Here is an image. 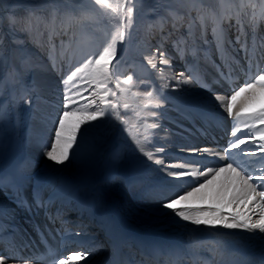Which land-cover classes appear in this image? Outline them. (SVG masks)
<instances>
[{"label":"snow or ice","instance_id":"6c2138e0","mask_svg":"<svg viewBox=\"0 0 264 264\" xmlns=\"http://www.w3.org/2000/svg\"><path fill=\"white\" fill-rule=\"evenodd\" d=\"M141 2L142 0H87V3H82L81 0H68L67 6L71 8L72 13L78 14H70L69 20H76L82 25H94L97 18L102 17L106 24L101 34L94 32L86 36L79 54L67 58L66 67V49H61L59 57L55 48L50 53L52 68L60 72V84L63 85L64 91L62 108L52 117L50 135L45 142L44 158L52 162L53 166L66 167L78 156L93 153L95 141L101 135L105 122L115 120L145 161L157 166L154 171L163 173L147 185V196L154 199L160 209L167 210L177 223L184 222L182 226L189 230V237L209 229L217 232L221 229L229 230L224 233L229 236L256 230L264 233V104L255 107L264 101V37L253 34L250 46L243 25L240 26L234 41L227 40L220 29L221 21L230 19L233 12L237 17L241 15L245 0H241L239 10L231 9L225 15L211 17L216 24V51L222 59L217 63L211 59L210 54L206 53V57L211 59L217 79L212 82L203 79L185 60L183 40H178L173 43V47L176 49V55L185 60L184 70L173 76L175 85L165 81L159 86L151 80L147 83L138 82L139 78L134 71L123 78L122 73L117 71L123 59L120 54L131 39L135 27L134 12ZM258 20H264V4L253 12L250 23L254 29ZM10 21L15 24L14 17L10 18ZM165 39L166 37L161 35L160 45L151 55L144 57L147 65L160 73L166 69L172 70L175 59L164 48ZM229 48L232 51L231 62L226 59ZM239 53H243L242 59L246 61V67L241 66V60L237 59ZM195 55L193 50V56ZM157 56L159 66L156 62ZM4 63L5 58L0 56V73ZM237 69L243 73L242 77ZM9 75L11 105H18L22 101L31 107L34 113L40 114L42 97L35 82L31 86L24 84L20 72L16 69ZM192 82L200 84L205 91L210 92L213 103L209 105L207 101L196 97L176 98V111L185 118L198 117L208 124L222 118L221 113L216 111L218 107L221 112H226L233 122L230 138L222 150L190 147L187 149L188 157L178 162H167V150L163 146H155L158 131L162 127L159 118L163 115L165 106L173 102L165 90L171 87L175 91ZM216 83L225 86L222 92L213 90ZM3 88L4 80L0 76V91ZM133 88L140 90L145 101L138 107V110L144 113L142 132L134 131L133 126L125 119L128 113L120 111L122 99H126ZM131 96L135 98L137 93L131 92ZM123 107L127 109L129 105L124 103ZM8 108V104L0 103V129L9 118ZM150 117L153 122L148 123ZM40 118L42 121L47 120L43 114ZM209 157L218 159L209 160ZM31 164V157H26L12 171L6 172L0 168V192L6 195L11 192L13 203L29 212L32 211L33 203L27 200L23 192L26 182L30 179L28 171ZM141 182L140 179L134 181ZM32 199L38 209L50 207V204L40 197L39 189H34ZM5 217L14 220V212L0 206V233L5 231ZM71 235L79 237L84 233L65 230V237ZM66 243L70 241L66 240ZM157 247L161 252L167 247L175 254L182 246ZM85 248L87 250H84ZM94 254L92 246L82 243L81 250L56 259L54 264H79L80 261L90 264L89 258ZM48 255L55 256L56 253L49 248ZM12 259L30 264V261L38 259V255L23 257L12 252L11 248L9 253L0 252V264H8ZM109 264L116 262L110 261ZM172 264L177 262L172 261ZM259 264H264V255H261Z\"/></svg>","mask_w":264,"mask_h":264},{"label":"rangeland","instance_id":"374dc122","mask_svg":"<svg viewBox=\"0 0 264 264\" xmlns=\"http://www.w3.org/2000/svg\"><path fill=\"white\" fill-rule=\"evenodd\" d=\"M81 2L87 3V0H81ZM224 3L226 5L224 4L221 7L223 9L222 12L220 11L221 16L227 14L231 9L239 10L241 8V0H226ZM67 4L68 0H0V56L5 58L2 73H0L4 80V88L0 91V103L9 105V118L4 123L3 128L0 129V168H3L6 172L17 168L26 158L27 143L25 139L28 132V120L33 114V109L22 101L18 105H11L12 89L9 86V74L13 69H16L20 72L24 84L31 86L35 82V85L40 89L41 103L48 105L54 102L46 92H42L46 90L49 93L58 90V98L62 100L64 89L63 85L60 84L61 75L59 71H55L52 68L50 61V53L53 47L58 46L59 48L61 44L68 43V55H71L69 58H72L79 54V49L83 46L86 36H90L94 32L99 35L101 30L105 29L106 21L102 17H98L94 25H82L76 20H69L68 16L70 14H78L72 13L71 8ZM262 4H264V0H251L250 3L245 0L243 12H246V15L242 12L237 17L233 12L230 19L221 21L220 29L223 31L224 28L226 32L223 31L224 36L226 37L227 35L228 40L234 41L240 26L243 25L249 45H251L253 34L264 37V20H258L255 29L250 23L253 12L259 9ZM50 8L55 11L62 27L58 28L53 38L46 35L43 40L44 43L37 44L38 42L32 41L34 28L43 21L45 10ZM214 8L219 10V7L213 6V2L210 0H187L186 3L182 0H142L134 12L135 27L132 31V37L125 45L123 53L120 54L123 59L117 71L122 73L121 78L134 71L139 78L138 82L147 83L151 80L158 86L156 75L159 72L151 69L144 57L151 55L153 50L161 43V36L158 34L159 30L155 28V21L157 19L161 20L165 12L180 15L174 29L171 28L173 26L169 21H167L166 25L162 24V27L166 28V30L170 29L168 32L163 30L165 34L163 36L166 37L163 44L168 54L174 50L173 43L178 40H183V44L189 49L200 48L198 53L202 47L208 50L215 44L214 29L216 24L211 17H219L216 15L218 10L215 12ZM12 17L15 18V24L10 21ZM142 35L146 37L150 45L142 46L139 44ZM205 40H207V43H205ZM230 51L231 48L228 50V56L232 55V51ZM241 54L243 57V53ZM202 56L203 53H200L198 58ZM194 57L197 59L196 56L185 53V60H189L191 65L194 64ZM242 57L237 55V59H240L241 64H243L241 66H246V61ZM156 62L159 66L158 56ZM64 64L66 67V62ZM40 71L49 78V82L46 83V89L40 86L41 81L38 83L36 80V75L43 76L38 73ZM237 71L241 74L239 69ZM171 73L175 74L173 69ZM18 89L19 85H17V93ZM131 92H136L137 96L133 98ZM131 92L126 99H122L120 111L128 113L125 119L128 120L130 126H133L134 131L142 132L143 124L145 123L142 119L144 113L139 111L138 107L145 101L140 90L133 88ZM124 103L129 105L127 109L123 107ZM262 104L264 103H261V105L256 104V107L258 108ZM60 108H62V103ZM163 111L172 113L173 115L170 117L174 122H182L184 120V117L171 107ZM159 119L160 121H169L165 115H162ZM150 121H152L151 117L147 122L149 123ZM101 132V135L95 141L94 152L78 156L71 163H68L66 167L55 170L54 168H48L44 162L38 161L36 169L33 170L34 172L28 173L30 179L25 184L26 191L29 194H33L35 187L40 188L39 191H41L46 184L52 181L69 185L76 180L82 179L89 182L90 188L87 192L90 193L111 173V176L126 178L127 181L125 180V183L129 190L131 189L130 193L133 192L131 194H133L134 199L138 203L143 204L147 185L156 179L154 176L159 177L161 174L159 171H154L157 166L150 161H145L141 154L135 150V144L130 139H127V134L121 131L120 124L115 120L106 121ZM156 143V147L163 146L166 149L159 133L157 134ZM19 149L22 150L20 151ZM125 166L128 167V171L121 173L122 168ZM34 174L41 175L40 179L45 181L43 180L36 184L34 177H32V175L35 176ZM137 179H140L142 183H134ZM86 185L87 182H85ZM89 193L87 194L89 195ZM6 198L9 203L12 201L8 196ZM76 204V202H71L72 207H76ZM18 209L16 207L17 212ZM21 211L20 209L18 213ZM19 221L20 225L26 224L24 220Z\"/></svg>","mask_w":264,"mask_h":264},{"label":"bare ground","instance_id":"6f19581e","mask_svg":"<svg viewBox=\"0 0 264 264\" xmlns=\"http://www.w3.org/2000/svg\"><path fill=\"white\" fill-rule=\"evenodd\" d=\"M182 1L185 3L187 2V0H182ZM210 1L213 2V6H217L220 8L225 4L224 2L226 0H210ZM179 16L180 15L176 13L171 14L169 12H165L164 17L161 20L157 19L155 21V28L159 30L158 34L160 36L165 35L163 33V30H166V28H163L162 24L166 25L167 21L172 23L173 27L171 28L174 29V26L177 24L179 20L178 19ZM42 19L43 21L39 25L37 24L38 26L34 28L35 31L32 41L38 42L37 44H41L42 42L44 43L43 40L46 35H48V37L53 38L54 34L58 31V28L62 27L60 20H58V16H56L55 11L52 10L51 8L45 10L44 18ZM168 31H170V29L166 30L165 32ZM223 31L225 32L224 28ZM225 38L228 40L227 35ZM139 44L142 46L150 45L146 37L143 35L141 36V41ZM183 45L185 47V53L193 55V50H195L196 52L195 56L197 57V59H195L194 57L195 61L194 64H192L196 72L199 73L200 76L203 79H205L207 82L215 81L217 79V73L214 69V66L211 63V59L216 60L217 63H219L222 59V57L216 51V44L213 45L211 44L212 46L211 47L209 46L210 48L208 50L202 47L199 53L198 51L200 48L194 47L192 50L186 47L185 44ZM53 48H55L58 57L60 56L61 49L62 48L66 49V51L64 52V56L66 58L64 62H66L67 58L71 56L68 55L69 52L68 43L61 44L59 48L58 46H55ZM200 53H203V56L201 58H198V55ZM206 53L210 54L211 59H208L206 57ZM169 54L175 57L173 61V72H175V74H178L181 71H183L185 67V60H181L179 56L176 55V49L174 48V50ZM238 55L242 57L241 53H239ZM226 59L229 62H231L230 58H226ZM187 62L191 65L189 60H187ZM171 72L172 70L166 69L163 73L160 72L157 73L156 78H157L158 86L164 83L165 81L169 82L171 85L176 84V80L173 79V76L175 74ZM38 73L42 74L41 71ZM36 76H37L36 79L37 82L39 83L41 81L40 86L43 89H46L47 87L46 83L49 82V78L45 75L43 76L36 75ZM224 87L225 86L223 84L216 83L213 85V90L217 92H222L224 90ZM165 91L167 92V95L170 98H172L173 101L172 104L166 105L165 106L166 108H170L172 107V105H175L176 98L196 97L201 100L207 101L209 105L213 103L211 93L205 91V89L202 88L200 84L196 82L183 85L177 88L175 91H173L171 87H169ZM42 92H46L47 95L51 97L52 100H54V102L49 103L48 105L40 102L39 105L40 114H36L33 112V114L30 117V120H28L29 121L28 132L25 141L27 143L26 157H31L32 160V164L30 165L28 171L29 174L34 172L33 170L36 169L38 161L44 162L48 168H54L55 170L64 167V166H53L52 162L47 161L44 158L45 142L47 141L50 135L49 130L52 127V117L56 114L57 110L60 108V104L62 100L60 99L61 100L60 101L58 98V94H59L58 90H54L51 93H49V91L47 90ZM261 103H264V101H262ZM261 103L258 104L261 105ZM216 111L221 113L222 118L212 121L208 124L202 122L198 117L194 119H188L184 117V120L182 122L180 121L174 122V120H172L170 117L173 114L170 113L169 111L166 112L163 111V116L165 115L169 119V121L168 120L160 121L162 127L158 131V133L163 139V145L166 146L167 151L165 154V158L167 162H178L179 160L188 157L189 152L187 149L190 147H214L217 150L219 147H221L219 148V150H222L224 147L227 146L228 140L230 138L233 122L230 118L227 117L226 112H221V109H219L218 107L216 108ZM41 114L47 117L46 121L41 120L40 118ZM151 122H153V118L152 121H150L149 123ZM48 146L50 147V145ZM213 159H218V157L216 158L209 157V160H213ZM221 163H223V161H221ZM209 166L212 165L209 164ZM161 175H163V173H161L160 176ZM32 177H34L36 184L44 180V179H40V177L42 176L38 174L35 176L32 175ZM154 177L157 178L158 176L157 177L154 176ZM125 180L127 181L126 178L111 176L110 173V176L105 177L104 180L98 184L96 189H94V191L93 192L91 191L90 193L87 192V190H89L90 188L89 182L84 181L82 179L76 180L69 185H65L66 183L58 184L57 181H52L46 184L44 187L42 186L43 187V189L41 190L42 192L39 194L40 197L46 203L50 204L49 208H56V206L58 205L63 206V204H69L68 206H71L70 205L71 202H76L77 204L75 208L79 212H84L85 218L87 220H90L92 219V217L101 215L103 213H110L114 216V218L116 217L117 221H121L120 223L123 224L126 222L129 226L136 229L141 234H145V236L153 235L155 232H158L167 237H170L174 241H176L178 245L182 246L180 248V253L185 257L189 258L190 264H226L227 256L233 253L235 255H241L243 254V252L247 254L250 264H259L261 255H264V233H261L258 230H256L255 232H243L242 234L239 235L229 236V235H224V233H227L229 230L221 229L220 232H217L215 230L209 229L207 232L197 233L195 234V236L189 237V230L182 226L184 222L181 221L177 223V220L173 219V216L169 214L167 210L160 209L157 202L154 199H151L147 196V192L144 195L145 198L143 200L144 201L143 204L138 203V201L134 199L133 194L130 193L131 189L129 190V187L126 186ZM85 182H87L86 186H85ZM34 189L40 190V188L38 187H35ZM87 193H89V195ZM23 195L27 198V200L29 196H33V195H29L25 191V189ZM7 196L10 198L11 192H9V194L7 195L3 192L0 193V206L6 207L10 211L14 212L15 218L14 220H10L7 217H5L4 218L5 227L6 228L8 227V230L12 232L13 236L14 234L17 235L24 234V231H22V227L19 226L18 223L19 219L21 218L16 210L17 206L15 203H13L12 199L10 203L6 201ZM30 203H33L32 211L29 212L25 209H21V208L20 209L24 212L23 214L33 213L36 215L38 212L35 209L38 208L35 207L33 201ZM60 209L61 208H59V210ZM72 221L75 220L72 219L71 222ZM9 225H11V227H9ZM231 231L237 233L240 232V230H231ZM127 234L129 235L132 233L129 230ZM14 238L16 237L14 236ZM16 239L18 240V238ZM2 243H3V239H0V244ZM93 250L95 251V253L99 252L97 246H93ZM74 251H78V250H73V252ZM90 258L89 260H91Z\"/></svg>","mask_w":264,"mask_h":264},{"label":"water","instance_id":"95a60500","mask_svg":"<svg viewBox=\"0 0 264 264\" xmlns=\"http://www.w3.org/2000/svg\"><path fill=\"white\" fill-rule=\"evenodd\" d=\"M126 169H127V168H124V169H123V172H125V171H126Z\"/></svg>","mask_w":264,"mask_h":264}]
</instances>
